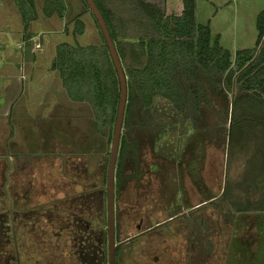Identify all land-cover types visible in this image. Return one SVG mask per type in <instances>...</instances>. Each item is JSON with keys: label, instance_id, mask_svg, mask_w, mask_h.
Wrapping results in <instances>:
<instances>
[{"label": "rangeland", "instance_id": "rangeland-1", "mask_svg": "<svg viewBox=\"0 0 264 264\" xmlns=\"http://www.w3.org/2000/svg\"><path fill=\"white\" fill-rule=\"evenodd\" d=\"M106 1L118 9L125 7L118 0ZM195 3L197 20L209 25L212 36H218L219 44L228 49L232 57L238 50L255 46L256 18L264 11V0H195ZM65 4L63 17L55 15L34 24L42 33L48 62L51 51L54 56L51 48L58 43L87 45L100 40L85 2L65 0ZM180 7L181 0H167L169 11L179 12ZM17 8L15 5L14 10ZM0 10L9 8L0 2ZM76 30L79 34L74 33ZM228 95L230 98L232 93L229 91ZM221 98V95L216 97V105ZM160 102L157 101L162 108ZM61 105L57 112L64 113V122L59 118V123L64 124L63 159L31 160L25 168H18L15 157L8 163L11 178L6 191L10 190V193L9 196L0 195V216L8 220L9 199L12 198L18 209L16 236L19 250L16 252L21 264H39L38 256L33 252L45 254L42 264H49L48 250L59 258L62 247L67 246L63 242L65 237L67 239L65 213L76 209L70 207L80 202L74 196L85 193L89 198L93 194L95 197L97 186L106 191L112 142V136L106 138V135L110 129L105 127L104 134L98 133L93 128L90 105L71 99L66 91ZM217 109L206 108L197 128L192 130L195 132L180 143L177 132L186 128L185 121L180 116L177 122L172 121L175 113L169 106L159 111L164 118L159 117L153 124L140 125L143 119L139 116L126 129L124 134L130 132L138 138L135 145L138 154L134 164L132 161L126 163L127 160L122 164L124 185L118 181L115 186L114 177L115 242L122 246L116 257L117 264H264V215L260 218L255 210L238 212L225 196L229 186L235 188L234 196L240 195L243 159L242 155L228 159L225 132L228 133L231 116L226 108L221 109L224 114ZM255 119L252 113L249 118L242 119L238 123L239 131L257 125ZM249 135L253 141L251 132ZM48 137L49 141L53 139ZM89 140H93L92 145H88ZM186 148L187 157L182 159ZM87 149L89 151L85 152ZM172 154L181 158L183 169L170 158ZM189 158L198 162L193 165L196 181L186 168ZM248 160L251 161V157ZM211 195L215 196L212 201H203ZM107 203L105 195L102 227L105 225L108 232ZM40 204L46 211L37 218L35 212ZM6 225L0 229L4 231V236L0 237V264L17 262L16 256L13 259V254L9 255L12 239ZM62 226L64 231L59 230ZM6 234L11 240L10 245ZM103 248L107 259L108 237ZM52 264H60L59 259Z\"/></svg>", "mask_w": 264, "mask_h": 264}, {"label": "trees", "instance_id": "trees-1", "mask_svg": "<svg viewBox=\"0 0 264 264\" xmlns=\"http://www.w3.org/2000/svg\"><path fill=\"white\" fill-rule=\"evenodd\" d=\"M118 1L125 7L118 9L110 6L106 0H94L112 38L127 85L114 174L115 186L124 184V161L134 164L137 160L135 145L138 138L131 136L130 132L124 134L134 119L140 116L143 119L140 125H151L163 117L159 111L169 106L175 113L172 121L177 122L179 116L185 121L186 128L177 132L180 143L195 132L192 130L197 128L206 108L217 107L220 113L221 109L226 108L231 116L228 133L225 132L228 136V159L242 155L244 177L240 182L239 197L233 195L236 192L231 186L229 189L227 187L225 196L238 212L255 210L261 218L264 215V11H260L256 18L255 46L238 50L232 57L228 49L219 44L218 36H212L209 25L197 20L195 0H181L179 12L169 11L167 0ZM14 2L25 23L29 17H35V0ZM42 11L48 17H63L65 0H43ZM89 12L94 18L100 40L87 45L58 43L51 68L59 73L71 99L90 105L93 128L101 134H104L105 127L110 129L106 135L109 138L113 135L111 129L116 120L120 83L101 28L92 11ZM74 33L79 34L77 30ZM229 91L232 93L230 98ZM219 95L222 98L216 105ZM158 100L162 108H159ZM251 113L256 116L257 125L253 124L254 127L240 132L238 123L249 118ZM89 143L92 145L93 140H89ZM152 145L155 148V144ZM186 154L187 148L182 153V159L187 157ZM170 157L180 169L184 168L181 158L175 154ZM250 157L251 161L248 160ZM189 160L186 168L196 181V168L193 165L198 162L194 158ZM97 187L95 197L93 194L89 198L85 193L74 196L80 202L70 207L76 209L65 213L67 239L65 237L63 242L67 246L62 247L59 258L48 250L46 257L49 264L56 259L60 264H108L103 248L108 232L104 229L105 225L102 227L103 201L107 191L104 187ZM214 197H205L203 201H212ZM35 214L38 217V213ZM59 230L64 231V226ZM121 247H116L115 264ZM33 253L42 264L45 254ZM18 255L16 252L15 264H21Z\"/></svg>", "mask_w": 264, "mask_h": 264}, {"label": "crops", "instance_id": "crops-1", "mask_svg": "<svg viewBox=\"0 0 264 264\" xmlns=\"http://www.w3.org/2000/svg\"><path fill=\"white\" fill-rule=\"evenodd\" d=\"M0 2L9 8L0 10V178H3L9 173L8 163L14 157L18 164L27 167L31 160L62 156L64 124L59 123V118L64 122V113H58L57 107L62 106L65 90L59 73L51 68L53 53L46 61L42 33L34 27L36 21L55 15L45 16L43 0H35L36 15L25 23L21 11L14 10V0ZM56 45L51 48L54 53ZM49 135L53 137L50 141ZM1 186L0 179V190Z\"/></svg>", "mask_w": 264, "mask_h": 264}, {"label": "water", "instance_id": "water-1", "mask_svg": "<svg viewBox=\"0 0 264 264\" xmlns=\"http://www.w3.org/2000/svg\"><path fill=\"white\" fill-rule=\"evenodd\" d=\"M89 6V9L94 14L103 36L106 40V44L108 46L110 55L112 57L113 63L115 65L119 83H120V96H119V103L117 107V114L116 120L113 129L112 135V142L111 148L109 151V159L107 165V173H106V189H107V199H108V222H107V229H108V264H115V250L118 246V243L115 242V223H114V173L116 167V160L118 155V148L120 142V136L122 132V123L127 99V85H126V78L123 73V69L121 63L119 61L117 52L115 50L112 38L109 34L108 28L106 23L96 6L94 0H85Z\"/></svg>", "mask_w": 264, "mask_h": 264}, {"label": "flooded vegetation", "instance_id": "flooded-vegetation-1", "mask_svg": "<svg viewBox=\"0 0 264 264\" xmlns=\"http://www.w3.org/2000/svg\"><path fill=\"white\" fill-rule=\"evenodd\" d=\"M63 147H64V145H63ZM170 158L173 159L172 157H170ZM62 159H63V157L61 156V159L60 160H62ZM25 167H24V164H18V168H25ZM62 170H63V166H62ZM9 174H10V172L6 175V177L4 176L3 178H1V180H2V186H1V190H0V195H2V196L3 195L5 196L8 193H10V190L8 192L6 191V186H7V183H8L6 181L9 180V183H10V178H11V175H9ZM106 191H107V189H106ZM12 193L14 195L15 194V191L12 192ZM7 196H9V194ZM106 198H107V194H106ZM9 200H10V203L8 205L9 207H8V212H7V218H8V220L5 221V219L0 216V229H1V226L4 227L7 224L6 226L11 230L12 252L9 253V255H12L13 254V259H15L16 251L19 250V248L17 249V236H16V225H17V222H16L17 221L16 212L18 211V209H17L16 202L13 201L12 198L9 199ZM39 206H40L39 210H36V212H35V213H38V217L37 218L42 217L44 215L45 211H46L45 208H43V205L42 204H40ZM107 222H108V205H107ZM158 225L159 224H156V226H158ZM148 229L150 230V228H148ZM145 231H147V230H145ZM142 232H139V233H142ZM3 236H4V231L3 232L0 231V237H3ZM6 239H8L7 243L10 245L11 240H10V238H9V236L7 234H6ZM10 264H15V262L14 263H10Z\"/></svg>", "mask_w": 264, "mask_h": 264}]
</instances>
